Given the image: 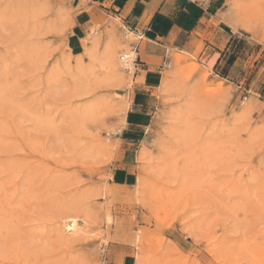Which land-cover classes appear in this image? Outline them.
<instances>
[{
    "label": "rangeland",
    "instance_id": "1",
    "mask_svg": "<svg viewBox=\"0 0 264 264\" xmlns=\"http://www.w3.org/2000/svg\"><path fill=\"white\" fill-rule=\"evenodd\" d=\"M199 1L166 40L151 8L0 0V264H264V0Z\"/></svg>",
    "mask_w": 264,
    "mask_h": 264
},
{
    "label": "crops",
    "instance_id": "2",
    "mask_svg": "<svg viewBox=\"0 0 264 264\" xmlns=\"http://www.w3.org/2000/svg\"><path fill=\"white\" fill-rule=\"evenodd\" d=\"M112 3L130 20L138 19V24L145 9L151 8L146 29L156 38L164 37L166 40L173 33L192 35L200 26L201 20L209 14L207 7L211 6L210 2L204 4L199 0H113ZM201 53L200 57L211 65L216 64L219 58L220 63L223 61L222 52H214L211 46H207Z\"/></svg>",
    "mask_w": 264,
    "mask_h": 264
},
{
    "label": "bare ground",
    "instance_id": "3",
    "mask_svg": "<svg viewBox=\"0 0 264 264\" xmlns=\"http://www.w3.org/2000/svg\"><path fill=\"white\" fill-rule=\"evenodd\" d=\"M134 55L135 52L127 49L124 50V52L119 55V61L117 62V64L124 70H130L132 68V61L134 60ZM113 132H115V130H113ZM66 229L72 232H76L78 230L76 218H74L71 223L66 224Z\"/></svg>",
    "mask_w": 264,
    "mask_h": 264
}]
</instances>
